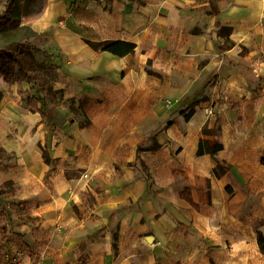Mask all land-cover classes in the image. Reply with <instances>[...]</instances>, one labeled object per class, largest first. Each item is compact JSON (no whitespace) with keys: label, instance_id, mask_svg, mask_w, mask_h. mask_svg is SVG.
Here are the masks:
<instances>
[{"label":"crops","instance_id":"obj_1","mask_svg":"<svg viewBox=\"0 0 264 264\" xmlns=\"http://www.w3.org/2000/svg\"><path fill=\"white\" fill-rule=\"evenodd\" d=\"M19 5L20 23L13 30H28L30 36L16 42L35 46L42 40L45 46L36 49L60 56L70 86L65 90L59 83L55 90L64 91L65 99L84 96L95 106L84 127L63 105L44 108L42 119L30 112L18 87L4 95L7 82L0 78L5 190L0 262L264 264L257 246V234L264 235V170L252 172L238 158L230 124L213 128L194 111L179 125L160 123L155 150L141 145L138 127L149 115L166 118L164 101L175 109L204 97L199 106L205 108L221 91L228 97L248 92L250 77H264V0H20ZM212 7L218 13L208 15V27L189 32L195 16ZM216 21L230 28L227 41L211 32ZM105 41L132 44L134 52L119 57L86 44ZM20 86L28 93L32 85ZM31 94L27 98H43ZM214 111L223 114L222 107ZM211 139L222 149L197 155L199 141ZM140 161L149 167L151 186L137 170ZM216 162L229 165L230 172L215 178ZM173 170L186 174L201 211L179 197L184 183ZM206 180L208 206L199 204L197 193ZM85 197L93 198L90 207Z\"/></svg>","mask_w":264,"mask_h":264},{"label":"rangeland","instance_id":"obj_2","mask_svg":"<svg viewBox=\"0 0 264 264\" xmlns=\"http://www.w3.org/2000/svg\"><path fill=\"white\" fill-rule=\"evenodd\" d=\"M213 6V5H212ZM4 11L3 1L0 0V14ZM208 15H213L211 12H202L197 14L196 23L190 27L188 30L191 33H199L203 28L208 27ZM217 37V30L213 31ZM30 32L25 29L9 30L0 37V47L20 41L21 37H29ZM46 35V34H44ZM41 35L40 37H44ZM41 39V38H39ZM222 42V40L220 39ZM30 54L23 58V61L26 65L28 73L36 78V82L32 83L29 87L30 95L33 92L42 95L45 99L41 102V106L47 108L51 105H63L65 112L68 116H71L74 121L77 122L79 127L86 126L89 124L88 117L86 114H82L77 109V99L76 98H64V91L55 90L59 87V83H65L66 89L69 90L70 86L66 81V74L62 69L60 64L59 55H53L47 53L42 48L37 50L38 47L45 46V43L42 40H36V45L33 46L29 44ZM37 50V52H36ZM43 50V51H42ZM39 53V54H38ZM264 74V73H263ZM15 73L12 76L11 81L7 82L6 90L4 95H9L10 93L14 95L13 89L17 88L19 83L15 82ZM264 76V75H263ZM256 77H250L251 83H248L246 87L248 92L242 93V91L237 92V94L231 95L228 97L223 94L221 91L218 97L212 99L206 107H200L199 105L203 103V98L193 101L189 105V102H186L185 105L179 106L174 109L171 107L169 101H164V106L166 108V118L156 119L155 116L149 115L148 117L143 118L139 123L138 127L141 130V136H143V142L141 145H145V149H157L158 146L155 142L156 132L161 128L163 123L166 125L168 121L174 124H181L184 122V117L189 113H198L199 116L205 115L207 120L210 119V124L213 128L218 127L219 125H228L230 124V134L235 135L236 144H237V156L238 158H243L251 168L252 172H261L264 170V77H260L259 81L255 80ZM207 81V80H206ZM208 82L206 86L209 84ZM21 85V84H20ZM25 87V85L23 84ZM204 86L203 88H205ZM28 91V94H29ZM9 93V94H8ZM27 99V96L23 98L24 102ZM200 103V104H199ZM222 107L223 114H217L214 111V108ZM182 116V117H181ZM181 118L180 122H177V118ZM139 135V136H140ZM143 150V148H140ZM123 153V149L119 150V154ZM145 156V154H140ZM146 159V158H145ZM137 170L144 176L145 169L148 170L147 174L150 176L149 167L140 161L137 163ZM151 168V166H150ZM152 170V169H151ZM144 172V173H143ZM148 184L151 186L152 182ZM93 198L85 197V203L87 207H90L92 204ZM77 211V210H76ZM77 215H79L77 211ZM27 219H29L27 217ZM6 231L8 229H5Z\"/></svg>","mask_w":264,"mask_h":264},{"label":"trees","instance_id":"obj_3","mask_svg":"<svg viewBox=\"0 0 264 264\" xmlns=\"http://www.w3.org/2000/svg\"><path fill=\"white\" fill-rule=\"evenodd\" d=\"M4 4V11L0 14V37L9 30H13L16 27H18L20 23V0H1ZM211 13L217 14V10H213V7L211 8ZM214 28L218 32V36L221 40L227 41L228 35L230 32V28L222 26L218 21L215 22ZM86 44L92 48L95 51H103V52H109L113 55L122 57L127 54H131L134 52L135 46L132 44L124 43V42H86ZM29 43L27 42H14L8 45H5L3 47H0V78L3 79L5 82H9L12 79L13 74L15 73V82L19 83L17 94L20 97H25L28 95L26 91H23L20 84L22 82H27L29 84L35 83L36 78L31 76L26 68V65L23 61V58L30 54L29 51ZM219 53L221 54V59L223 58V51L221 48H218ZM243 54V51L240 53ZM229 65L233 66L235 65L233 62L229 61ZM240 67L245 69L247 72L249 71L248 68L242 64L238 63ZM2 96L0 93V100ZM45 99V97L36 98V97H29L27 98V106L30 110V112L38 113L42 117V119L45 118V113L43 106H40L41 102ZM77 101V109L82 113L86 114L87 111L91 110L95 106V101L88 99L84 96L79 98ZM192 115V112L189 113L184 117V120L187 121ZM84 127V126H82ZM222 149V146L214 141L213 139L208 141H199L198 149L196 154L197 155H203L208 154L210 156H213L215 153L220 151ZM1 154L2 151H0V160H1ZM42 158L45 163L49 164L50 160L48 158V155L46 151L44 150L42 153ZM138 161V158L137 160ZM231 167L229 165H223L218 162L215 163V167L212 170V175L215 178H220L224 174L230 172ZM144 179L146 183L149 182V175L147 174V170H144ZM173 174L175 176H180L182 182L184 183V186L182 188V191L179 192V197L188 202L194 209L197 211H201V208L198 204H195L192 201L190 187L188 185V179L186 174L179 172L177 170H173ZM197 193H198V199L199 204H203L208 206L209 205V197H210V185L209 181H205V187L204 189H200L197 187ZM5 194V190L3 188H0V198ZM113 239L115 240V235H113ZM257 246L258 249L261 252H264V235L258 233L257 234ZM113 249L115 250V244L113 243Z\"/></svg>","mask_w":264,"mask_h":264},{"label":"built area","instance_id":"obj_4","mask_svg":"<svg viewBox=\"0 0 264 264\" xmlns=\"http://www.w3.org/2000/svg\"><path fill=\"white\" fill-rule=\"evenodd\" d=\"M0 264H23V262L16 259V260L7 261L4 263L0 262Z\"/></svg>","mask_w":264,"mask_h":264},{"label":"water","instance_id":"obj_5","mask_svg":"<svg viewBox=\"0 0 264 264\" xmlns=\"http://www.w3.org/2000/svg\"><path fill=\"white\" fill-rule=\"evenodd\" d=\"M145 240L148 244H151L153 242V238L151 237H147Z\"/></svg>","mask_w":264,"mask_h":264}]
</instances>
